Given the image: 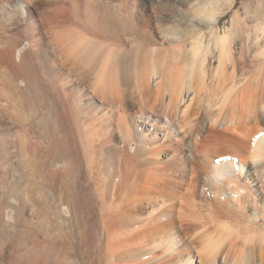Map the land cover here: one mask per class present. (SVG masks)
Segmentation results:
<instances>
[{"label": "bare ground", "instance_id": "1", "mask_svg": "<svg viewBox=\"0 0 264 264\" xmlns=\"http://www.w3.org/2000/svg\"><path fill=\"white\" fill-rule=\"evenodd\" d=\"M196 2L0 0V264H264V75Z\"/></svg>", "mask_w": 264, "mask_h": 264}, {"label": "rangeland", "instance_id": "2", "mask_svg": "<svg viewBox=\"0 0 264 264\" xmlns=\"http://www.w3.org/2000/svg\"><path fill=\"white\" fill-rule=\"evenodd\" d=\"M258 1L259 0H235L234 6L232 8H230L222 18H220L218 23H215V24H211L210 21L207 19V17H205L204 15H201L200 20L202 19L201 22H203L204 27H205L204 33H205V37H206V45H208L214 41V39L212 37V32L214 30L218 29V30H220L222 35H225L226 33H228V31H230L234 28L233 19L235 17V14L240 13L239 14V17L241 16L239 18L240 22H241V27L239 29L240 32L237 31L233 35L232 46H231L233 58L235 59V62H234L235 67H231V66L226 67V70L227 69L228 70L227 71L225 70V72L227 74L224 72V75H226V76L230 75L228 77H232V76H235L237 74H238V76H240L241 74H254L256 72H258V73L260 72L261 74L264 75V68H263L264 67V64H263L264 58H262L261 61L256 60L259 57H257L258 56V54H257L258 52L256 51L257 48H256V45H253L254 41L252 40L253 39V33H254V29H253L254 25H253V22L251 19H252L253 14L255 15L254 16L255 18H257V19L259 18L258 19L259 21L264 20V0H260V3L257 4ZM210 2H212V0H197V2L195 4H198L197 6L201 9H205V8L208 9L209 8V10H210L211 9L210 5H207V4H210ZM197 6H196V9H198ZM189 9H190V7H189ZM196 9L194 8V10H196ZM248 14H250V15H248ZM247 16H248V18H247ZM213 44H214V42H213ZM212 48H213V50H212ZM212 48H211V51H214V50L218 51V49H216V47L212 46ZM217 51H215L216 52L215 54H218ZM239 59H240V61H239ZM260 62H262L263 65ZM257 64L262 65L261 68H260V65H257ZM233 68H234V70H233ZM248 68H249V70H248ZM255 69H257L259 71L255 70ZM227 82L229 84L230 81H227ZM227 82L224 84L218 83L216 85H213L212 87L209 86L208 87L209 88L208 94L205 92H201L200 93L201 98H205V96H206V98L211 97L210 99H212V100L219 99L218 102H220V98H218V96L221 98L223 97V94H224L223 91H224V89H226L225 85H227ZM221 84L224 86H222ZM133 147H135V146L133 145L132 148ZM251 214L253 216H256L257 212L252 211Z\"/></svg>", "mask_w": 264, "mask_h": 264}]
</instances>
